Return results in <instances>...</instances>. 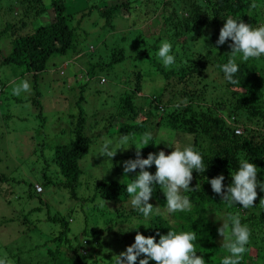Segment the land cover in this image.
<instances>
[{"label": "trees", "instance_id": "1", "mask_svg": "<svg viewBox=\"0 0 264 264\" xmlns=\"http://www.w3.org/2000/svg\"><path fill=\"white\" fill-rule=\"evenodd\" d=\"M70 1L74 3L70 4ZM76 1L0 0V37L6 36L0 45L9 49L6 54L0 53V65L18 66L21 68V77L31 74L33 80L37 81L52 56L65 55L75 50L77 34H87V30L83 28V20L96 13L93 9L104 20V26H110L111 30H114L113 24H110L113 17H124L129 11L126 1L114 0L104 6L89 5L77 10L74 8ZM173 1L152 0L151 4L147 1L146 6L141 3L133 9L135 12L139 8V14L144 15L145 12L149 16L156 15L160 10L161 22L155 29L156 40L148 42L139 34V37L130 42L131 47L135 46L137 55L147 59L155 69L150 78H154L156 73L161 76L162 84L157 87L158 94H152L147 108L142 109L144 99L138 102L137 95L134 101L129 93H124L119 110L104 120H111L115 115L124 118L117 131L122 135H132L137 141L145 133L151 134L149 144L141 149V158H147L149 153L156 154L153 131L159 127L191 137L190 147L202 156L206 169L205 172L193 169L190 187L200 185L198 191L181 190V195L188 197L191 202V211L169 213L162 187L154 184L149 200L153 211L145 218L132 207V197L126 191L127 184L135 176H125L117 166V175H121L116 180H97L93 183L91 194L80 191L83 183L79 161L88 153L92 137L85 132L87 117L84 109L79 108L75 120H71L69 141L52 148L53 154L47 160L43 180H36L42 188L60 187L66 190L70 198L86 203L95 217H105L104 224L91 231L84 228L80 233L82 239L78 235L71 239L70 219L48 212L47 222L59 224L60 228L57 232L46 234L47 240L43 245L52 242L54 247L47 248V255L50 257L42 259L38 264L83 263L87 256L81 253L80 243L86 240L87 244L88 237L92 238L94 247L98 249L89 264H115L121 252L116 251V254L109 256L114 252V244L122 242L129 245L137 232L153 236L159 242L160 235H166L170 230L176 233L195 232L193 244L196 254L204 258L205 264H222V259L230 253L221 247L223 237L218 234V228L223 224L222 219L229 214H239L241 224L250 230L249 242L245 246L247 251L240 264H264V204L260 203V199L264 198V191L259 187L264 185V55L244 61L242 54H237L235 62L239 71L234 74V79L238 80V84L233 85L226 80L221 67L233 58L230 53L232 41L229 39L223 45L216 43L227 18L242 21L252 28L264 25V0H178L182 5L180 10L167 9ZM259 2L263 5H259ZM253 3L257 5L254 9L250 7ZM47 6L53 12L51 21L36 25L39 18L48 12ZM145 22L146 20L142 23ZM167 25L172 26L170 31L166 28ZM145 30H149L148 25ZM164 33L171 40L167 42L172 48L180 43L182 52L191 50L189 57L181 58L179 65L173 64L169 68L163 65L154 52L159 50ZM196 43L198 47L194 50L192 45ZM123 52L122 48H113L109 64L122 61L125 58ZM86 65L89 73H94L96 67H103L100 64ZM145 75L147 74L140 69L132 73L130 78L134 83L131 84L132 87L129 85L131 94L141 92ZM238 86H244V89L240 90ZM3 91L4 87L0 84V93ZM36 99L37 96L32 98L34 105L38 104ZM41 111L39 105L36 118L45 122L46 117ZM141 113L143 115L139 116ZM238 127L241 129L239 134L235 132ZM241 160H247L257 167L258 195L255 205L247 209L239 204L222 201V197L212 191L210 184L212 178L222 174L226 192L232 183L231 174L239 170ZM146 170L155 174L156 167L153 164ZM3 179L6 177L0 173V181ZM36 184L31 180L26 181L27 189L23 193L26 200L35 197L38 203H43L41 192L36 191ZM88 186L87 182L86 188ZM106 203L112 206L108 207ZM39 207H31L25 213L23 222L31 223L29 217ZM83 207L84 205L81 208ZM66 245L68 255L63 254L62 248ZM101 248L106 251L103 256L98 253ZM85 252L89 254V251ZM19 253L21 251L17 250L11 255L17 257ZM143 258V255L138 257L136 264ZM5 260L7 264H25L20 257ZM149 264H155V261L149 260Z\"/></svg>", "mask_w": 264, "mask_h": 264}, {"label": "rangeland", "instance_id": "2", "mask_svg": "<svg viewBox=\"0 0 264 264\" xmlns=\"http://www.w3.org/2000/svg\"><path fill=\"white\" fill-rule=\"evenodd\" d=\"M113 1L77 0L74 8L77 10L89 5L99 7ZM118 1H126L129 4V11L124 17L118 15L113 17L110 24H113L114 30H111L110 26H104V20L99 17L98 11L93 9L96 13L83 20L84 26H82L87 30V34H77L75 50L65 55L52 56L37 81L33 80L31 74L21 77V68L18 66L0 65V84L4 87V91L0 93V173L6 177L0 181V259L8 258L11 261L20 257L22 261H25V264H38L42 259L47 260L50 257L47 255V248L54 247V244L48 242L43 245V242L47 240L46 234L57 232L60 228L59 224L53 225V223L47 222L46 214L48 212L51 215H63L70 219L69 236L71 239L74 235L81 238L80 233L84 228L91 231L103 226L105 217H95L86 203L70 198L66 190L60 187L42 188L43 203H38L35 197L26 200L25 193H23L27 189L26 181L31 180L33 183L40 184L39 181L43 180L42 174L45 171L47 160L49 161L52 157V148L57 144L69 141L71 120H75L79 108L84 109L86 113L85 132L92 137L88 153L79 161L83 183V186L79 188L80 191L91 194L93 183L97 180H108V178L116 180L121 175H117L116 166L121 168V173L125 175L124 162L136 158L135 146H128V144L138 142L132 135H127L128 141L123 145L128 147L117 149L115 157L111 160L99 156L97 153L107 142H111L112 150L121 146L120 138L125 135L120 134L117 130L125 119L118 115H115L111 120L104 119L119 110L124 93L126 95L129 93L134 101L137 95L138 102L144 99L145 102H142L141 105L142 109L147 108L148 99H152V94H158L159 88L157 87L162 84L161 76L156 73L154 78H150L155 69L147 59L137 55L135 46L131 47L130 42L137 36L139 37V34L143 35L148 42L156 40L155 29L160 26L161 22L159 19L160 10L156 15L149 16L145 12L143 15L139 14V8L135 12L133 9L141 3L142 6H146L147 1L151 4L152 0ZM69 3L73 4L74 2L70 1ZM259 5H263L262 2H259ZM181 7V3L174 0L167 9L180 10ZM52 16V9L49 8L48 12L46 11L39 18L36 25L49 23ZM145 20L146 22L142 23ZM147 25L149 30H145ZM166 28L170 31L172 26L167 25ZM206 31L208 32V29ZM5 37H0L1 44ZM166 37L167 35L164 33L160 45L167 40L171 41ZM197 47L198 43L192 45L194 50ZM3 48L0 45V53L9 52L8 48L2 50ZM113 48H122L125 58L117 63L109 64ZM180 48V43H176L171 49L170 54L175 58L174 65H179V60L190 56V49L182 52ZM154 52L160 60L157 55L158 50ZM181 53L183 56L179 57ZM89 63L100 64L103 67H96L94 73H89L86 65ZM60 69H63V73L60 72ZM136 69L142 70L147 75L144 76L145 83H143L141 92L131 94L130 86L134 80L130 77ZM87 74L88 80L85 83ZM100 77L104 78V83L99 82ZM23 81H28L30 84L29 91L22 92L20 96L13 95L12 88ZM83 86L84 88H82ZM238 89L243 90L244 86H238ZM36 96L38 104L34 105L32 98ZM143 96L144 98H142ZM39 105L42 114L46 117L45 122L36 118ZM141 115L143 113L139 116ZM153 134L156 139L154 147L156 154L161 150L165 154L170 153L175 147L179 149L189 147L192 140L189 136L181 133L175 134L165 127L155 129ZM50 169L52 170L53 167L51 166ZM47 171L50 173V170ZM138 173L139 169L128 173L127 177H130L129 175L136 176ZM87 182L88 188H86ZM96 202L98 201L96 200ZM98 203L100 204V202ZM82 205H84L83 208H81ZM107 205L108 207L112 206V204ZM36 206L40 207L29 217L31 223L23 222L25 213L31 207ZM7 219H13V221L7 222ZM87 240L88 245L85 244L86 240H82L80 243V251L88 259L85 258L86 261L79 264H86L85 262L89 264L95 253L97 254L98 249L94 247L92 238L88 237ZM132 243H134V239L129 241V245L122 242L114 244V252L109 256L116 254V251H126V248ZM67 247L68 245L62 248L63 254L68 255ZM17 250H20L21 253L17 257L12 256L11 253ZM85 251H89V254ZM105 252L101 248L98 253L103 256Z\"/></svg>", "mask_w": 264, "mask_h": 264}, {"label": "clouds", "instance_id": "3", "mask_svg": "<svg viewBox=\"0 0 264 264\" xmlns=\"http://www.w3.org/2000/svg\"><path fill=\"white\" fill-rule=\"evenodd\" d=\"M251 8H256L253 3ZM211 18V16H210ZM230 44L232 59L223 64L222 71L228 82L233 85L238 84V80L234 79V74L239 71V67L235 62L237 54H242V59L248 61L250 58H259L264 55V25L252 28L249 24L242 21L237 22L232 18H227L223 27L220 29L217 40L218 45H223L228 40ZM172 45L165 41L162 42L158 57L163 65L168 68L175 63V58L170 54ZM63 73V69H60ZM88 74L86 75V81ZM100 83H104V78H99ZM30 89L28 81H23L12 88V94L20 96L22 92ZM80 101V100H79ZM225 119L227 114L225 113ZM240 130V127L237 128ZM151 134L145 133L136 144V158L129 159L123 164L125 176L128 173L135 172L139 169V173L135 176L131 183L127 184L126 191L132 197L131 205L147 218L153 211V205L149 203L153 192L152 186L158 184L162 187L164 196L166 197V208L169 213L191 211V202L186 196L181 195L183 191H198L200 185L195 188L190 187L193 179V169L197 172L204 171L202 156L192 147H185L183 150L176 148L169 154H165L163 150L158 154L149 153L147 158H141V149L149 144ZM128 136L120 138V147L112 150L111 142L102 145L99 156H104L111 160L115 157L117 149H125L123 145L127 143ZM155 165V174L147 171ZM232 183L224 191V176L218 175L210 180L211 188L214 193L222 197V201L229 204L235 203L247 209L253 207L257 198V167L255 164L241 160L240 167L237 172L231 174ZM264 191V185H259ZM260 203L264 204V198L260 199ZM223 224L218 228V234L223 237L222 246L230 253L222 259V264H240L243 254L247 251L246 245L249 242L250 230L247 226L241 224L239 214H229L227 218L222 219ZM145 227L148 225L144 224ZM231 230L229 231V226ZM196 239L195 232L168 231L166 235H160L159 242L155 237L145 236L139 232L135 235L134 243L121 252L115 264H136L138 257L143 255L145 258L139 259V264H149V260L155 261V264H205L204 258L197 255L193 241ZM0 264H7L5 259H0Z\"/></svg>", "mask_w": 264, "mask_h": 264}, {"label": "built area", "instance_id": "4", "mask_svg": "<svg viewBox=\"0 0 264 264\" xmlns=\"http://www.w3.org/2000/svg\"><path fill=\"white\" fill-rule=\"evenodd\" d=\"M236 132H240V130H236ZM35 188H36V191H37V192H41V191H42V186L39 185V184H36V185H35Z\"/></svg>", "mask_w": 264, "mask_h": 264}]
</instances>
